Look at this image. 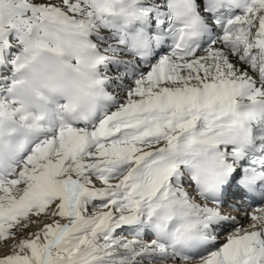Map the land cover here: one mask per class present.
Here are the masks:
<instances>
[{
  "label": "snow or ice",
  "instance_id": "1",
  "mask_svg": "<svg viewBox=\"0 0 264 264\" xmlns=\"http://www.w3.org/2000/svg\"><path fill=\"white\" fill-rule=\"evenodd\" d=\"M249 194L264 0H0V264H264Z\"/></svg>",
  "mask_w": 264,
  "mask_h": 264
},
{
  "label": "bare ground",
  "instance_id": "2",
  "mask_svg": "<svg viewBox=\"0 0 264 264\" xmlns=\"http://www.w3.org/2000/svg\"><path fill=\"white\" fill-rule=\"evenodd\" d=\"M226 206L228 207V209H226V210L227 211L229 210L233 214H236L237 220H239L242 224H245V225L248 223V220L245 218V215H244L245 212L251 213L252 211H254L258 207H264V206L250 207V206H247L246 204L242 203L241 201L229 202L226 204ZM222 239H223V237H221V240ZM7 243H8V241H5L4 244H2V243L0 244L1 245L0 246V255H4L10 251V248H8V247L6 249L4 248V245H6Z\"/></svg>",
  "mask_w": 264,
  "mask_h": 264
},
{
  "label": "rangeland",
  "instance_id": "3",
  "mask_svg": "<svg viewBox=\"0 0 264 264\" xmlns=\"http://www.w3.org/2000/svg\"><path fill=\"white\" fill-rule=\"evenodd\" d=\"M21 235H26V233H22ZM17 239H19V236L17 237ZM12 240H8V243L6 245H4V248L6 249L7 247L10 248L12 242ZM5 243V242H4ZM2 243V244H4ZM1 244V243H0ZM1 246V245H0Z\"/></svg>",
  "mask_w": 264,
  "mask_h": 264
}]
</instances>
